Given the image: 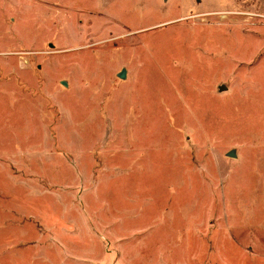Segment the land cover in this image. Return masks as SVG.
Masks as SVG:
<instances>
[{"label":"rangeland","instance_id":"rangeland-1","mask_svg":"<svg viewBox=\"0 0 264 264\" xmlns=\"http://www.w3.org/2000/svg\"><path fill=\"white\" fill-rule=\"evenodd\" d=\"M0 264H264V0H0Z\"/></svg>","mask_w":264,"mask_h":264}]
</instances>
